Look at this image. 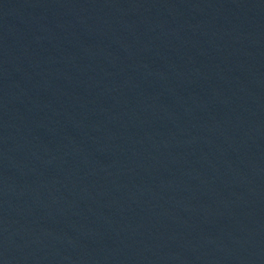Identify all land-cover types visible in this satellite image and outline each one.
I'll return each mask as SVG.
<instances>
[{
    "label": "water",
    "instance_id": "95a60500",
    "mask_svg": "<svg viewBox=\"0 0 264 264\" xmlns=\"http://www.w3.org/2000/svg\"><path fill=\"white\" fill-rule=\"evenodd\" d=\"M0 264H264V0H0Z\"/></svg>",
    "mask_w": 264,
    "mask_h": 264
}]
</instances>
